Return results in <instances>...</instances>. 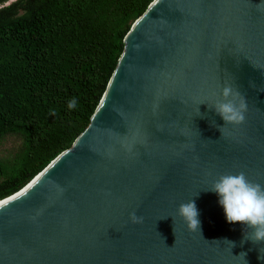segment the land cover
<instances>
[{
  "label": "water",
  "instance_id": "obj_1",
  "mask_svg": "<svg viewBox=\"0 0 264 264\" xmlns=\"http://www.w3.org/2000/svg\"><path fill=\"white\" fill-rule=\"evenodd\" d=\"M226 84L239 126L211 109ZM240 171L264 185V0H152L87 126L0 199V264H264L207 190ZM188 200L200 232L176 215Z\"/></svg>",
  "mask_w": 264,
  "mask_h": 264
},
{
  "label": "trees",
  "instance_id": "obj_2",
  "mask_svg": "<svg viewBox=\"0 0 264 264\" xmlns=\"http://www.w3.org/2000/svg\"><path fill=\"white\" fill-rule=\"evenodd\" d=\"M151 1L0 0V199L87 126L124 35Z\"/></svg>",
  "mask_w": 264,
  "mask_h": 264
},
{
  "label": "clouds",
  "instance_id": "obj_3",
  "mask_svg": "<svg viewBox=\"0 0 264 264\" xmlns=\"http://www.w3.org/2000/svg\"><path fill=\"white\" fill-rule=\"evenodd\" d=\"M76 107L77 100H70L68 108ZM211 109L222 118L224 125L239 126L245 121L248 105L239 91L232 85L226 84L220 91L219 99L213 102ZM224 125L218 126L221 135ZM207 190L217 194L218 203L222 206L228 223L239 222L244 228L251 230L247 238L243 236L241 244L245 241L264 242V185L252 182L245 172L240 171L236 174L220 175ZM176 215L184 221L189 232L197 230L200 232L199 213L194 201L188 200L181 203L176 210ZM129 220L133 224H139L143 222V217L132 212L129 214ZM240 255L245 256V253L241 252Z\"/></svg>",
  "mask_w": 264,
  "mask_h": 264
}]
</instances>
